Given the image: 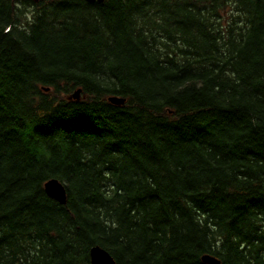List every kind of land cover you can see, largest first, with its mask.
Returning a JSON list of instances; mask_svg holds the SVG:
<instances>
[{"label":"trees","instance_id":"1","mask_svg":"<svg viewBox=\"0 0 264 264\" xmlns=\"http://www.w3.org/2000/svg\"><path fill=\"white\" fill-rule=\"evenodd\" d=\"M93 245L264 264V0H0V264Z\"/></svg>","mask_w":264,"mask_h":264},{"label":"water","instance_id":"2","mask_svg":"<svg viewBox=\"0 0 264 264\" xmlns=\"http://www.w3.org/2000/svg\"><path fill=\"white\" fill-rule=\"evenodd\" d=\"M87 2L98 1L101 2L103 0H85ZM48 88H46L47 90ZM80 89L77 88L72 94V99H79ZM108 101L112 104H122L124 103V99L115 95L108 96ZM44 191L46 195L57 202L64 204L66 199L65 188L64 185L55 178H50L44 182L43 185ZM201 260L206 264H219V260L215 257L204 254L201 257ZM89 264H116L112 256L99 245H93L89 249Z\"/></svg>","mask_w":264,"mask_h":264},{"label":"rangeland","instance_id":"3","mask_svg":"<svg viewBox=\"0 0 264 264\" xmlns=\"http://www.w3.org/2000/svg\"><path fill=\"white\" fill-rule=\"evenodd\" d=\"M25 15H29V11L27 13L25 12ZM229 15H230V11H226L225 13H223V22L228 21Z\"/></svg>","mask_w":264,"mask_h":264},{"label":"bare ground","instance_id":"4","mask_svg":"<svg viewBox=\"0 0 264 264\" xmlns=\"http://www.w3.org/2000/svg\"><path fill=\"white\" fill-rule=\"evenodd\" d=\"M125 100V99H124ZM44 189V188H43ZM45 192V191H44ZM46 194V193H45Z\"/></svg>","mask_w":264,"mask_h":264}]
</instances>
